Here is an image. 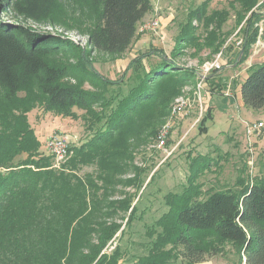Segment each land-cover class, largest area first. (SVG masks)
<instances>
[{
  "label": "trees",
  "instance_id": "1",
  "mask_svg": "<svg viewBox=\"0 0 264 264\" xmlns=\"http://www.w3.org/2000/svg\"><path fill=\"white\" fill-rule=\"evenodd\" d=\"M71 2L86 18L82 30L91 51H78L66 37L0 18V264H117V258L107 260L99 253L119 229L108 221L131 206L134 195L125 189L139 190L150 175L137 165L136 155L146 149V154L156 153L154 143L170 104L197 80L196 68L178 64L177 56L192 50L193 56L206 53L199 65L212 60L239 28L240 49L234 44L224 49L227 64L237 69L256 41L260 15L253 9L261 0H227L212 10L211 0H204L178 22L171 56L150 47L130 61L126 70L131 73L116 81L95 70L91 52L125 53L138 24L152 11L151 0ZM7 12L64 27L71 19L59 0H0V16ZM74 51L76 64L63 59ZM70 77L77 81L69 82ZM206 83L210 95L230 89L221 72ZM239 93L245 108L264 111V62L247 69ZM34 109L82 122L83 137L69 146L58 166L29 124ZM211 116L210 108L203 110L195 124L200 133L207 131ZM203 157L200 170L194 167L199 158L190 160L187 187L176 204L166 202L171 208L157 220L161 231L155 245L135 264H169L156 249L169 243L182 249L180 264L223 256L225 246L236 256L232 264H241L242 258L243 264H264V165L249 174L244 161V176L237 177L233 188L203 190L197 177L210 165L220 166L222 156L214 162ZM134 212L133 207L129 220Z\"/></svg>",
  "mask_w": 264,
  "mask_h": 264
},
{
  "label": "rangeland",
  "instance_id": "2",
  "mask_svg": "<svg viewBox=\"0 0 264 264\" xmlns=\"http://www.w3.org/2000/svg\"><path fill=\"white\" fill-rule=\"evenodd\" d=\"M203 1L151 0L152 11L138 24L135 41L129 49L122 55L113 57L91 52L90 59H92L93 67L100 75L116 81L127 77L131 73V71L128 72L126 70L130 61L143 53H148V48L150 47L164 51L167 56H171L170 52L174 46L173 37L178 31V22L183 20L184 14L188 9L197 6ZM59 3L64 14L71 16L69 23L67 22L68 26H65L66 28L64 25L61 26V24H37L25 21L11 12L2 13L0 18L11 24H21L46 33H61L75 43L78 51L79 49L86 52L91 51L87 45V36L83 34L82 30V27L85 26L82 21L87 22L86 18L79 13V9L72 4L71 0H59ZM226 3L227 0H211L210 10L220 9ZM154 20L158 22L156 30L140 32L142 24ZM233 21L234 18L228 21L225 30L228 31L232 27ZM194 24L196 25V22ZM228 38L231 39L232 44L236 45L241 37L240 33L234 30ZM76 51L67 54L63 59L69 63L76 64L74 59L78 57ZM191 53L192 50H185L184 55L177 56L176 60L182 66L198 70L204 64L203 62L199 65V61L206 57V53H200L198 56H193ZM231 76H233L232 73H225L224 78L228 79V88H230L226 92H229V94L231 92L234 97L238 78H230ZM68 81L75 83L77 80L70 77ZM194 86L195 83L185 86L181 97L192 98ZM202 94L203 110L210 108L212 113L211 118H208L205 123L207 131L200 133L198 128L195 127L198 121V107L196 105L188 114H178L172 117L171 107L180 97L173 100L170 104L169 115L163 125H166L168 132L164 145L159 146L157 140V143H154L155 154H146L148 150L146 149L145 153L140 151L136 155L137 165L146 167L150 175L154 171L155 174L148 183L149 175L147 181L139 190L135 188L125 189L124 192L134 195V198L131 201V206H128L129 210L126 211L125 215L120 218L115 216L108 221V223L119 225V229L107 240L99 253L100 256H105L107 260L112 257L117 258V264H135L138 258L146 256L152 250L157 234L161 231V227L159 228L157 225V220L171 208L166 202L174 201L176 204L177 200L180 199L179 195L187 187L190 160H195L198 157L199 161L194 164V167L200 170V166H205L206 162L203 161V156L206 154L213 158V162L218 156H222L220 166L210 165V170H206L204 175L197 177L196 182L204 184L203 190L207 189V187L216 189L230 188L235 184L237 177L244 176L242 171L244 161L247 168L245 173L250 172L249 174L254 169L257 172L259 166L264 165V130L261 133L250 136H247L245 132V124L260 119L264 111L256 112L245 108L243 104L240 105L238 102L240 95L233 98L224 95H210L206 92H202ZM28 121L34 129L43 150L45 149L46 140L53 134L64 138L68 147L77 146L84 134L82 132V122L78 118L61 117L51 112H42L40 109L30 111L28 113ZM163 126L159 129V132ZM185 135L186 137H184ZM188 140L192 143H188ZM118 197L120 196L115 195V198ZM133 207L135 212L129 220V214ZM156 249L160 253V257L168 260L169 264H180L179 256L182 253L180 247L169 243ZM230 250V247L225 246V255H217L209 259L212 264H232V262H236V256ZM243 261L242 258L241 264H243Z\"/></svg>",
  "mask_w": 264,
  "mask_h": 264
},
{
  "label": "built area",
  "instance_id": "3",
  "mask_svg": "<svg viewBox=\"0 0 264 264\" xmlns=\"http://www.w3.org/2000/svg\"><path fill=\"white\" fill-rule=\"evenodd\" d=\"M253 12L258 13L260 15V20L255 24V27L257 28V38H256L255 43L251 46L249 57L244 63H249L252 57L257 56L262 51H264V40H263L264 0H261L259 5L253 9ZM157 28H158V22L154 20L149 23L142 24L140 26V32L143 33V32H148V31H154ZM242 43H243V38L241 37L240 39H238L236 43L237 46L234 45V48L238 47L237 49H240V47L242 46ZM230 44H232V42H231V39L228 38L223 48L213 57V59L209 61H205L204 64L201 65L198 70H196L197 80L195 82L192 98L189 99V98H183L180 96V98L177 99L171 107L172 117L178 114L186 115L196 105L198 107L197 108L198 109L197 120H199L201 113L203 111L202 92L208 93L205 90V87L207 85L206 80L213 73L215 72L218 73L219 71H221L224 66H230L227 64V58L224 57V52H225L224 49L226 46H229ZM262 129H264V113L260 119H257L256 121L245 124V132L247 136L257 134ZM167 135H168V132H167V127L165 125L163 126L162 130L159 132L157 136L159 146L164 145ZM186 135L184 137H186ZM45 150L54 156L55 166L60 165V163H62L69 155V147H68L67 142L65 141L64 138L59 137L56 134H53L52 136L48 137V139L45 142Z\"/></svg>",
  "mask_w": 264,
  "mask_h": 264
},
{
  "label": "crops",
  "instance_id": "4",
  "mask_svg": "<svg viewBox=\"0 0 264 264\" xmlns=\"http://www.w3.org/2000/svg\"><path fill=\"white\" fill-rule=\"evenodd\" d=\"M236 30H238V28L236 29ZM263 40H264V35H263ZM238 48V47H237ZM236 47H235V49H237ZM264 62V51H262L260 54H258L257 56H254V57H252V59H251V61L249 62V63H243L242 65H240L237 69H232L231 67L232 66H224L223 68H222V70H221V73H222V76H223V73L225 72V73H227V74H231L232 73V75L233 76H231L230 78H238V84H237V88H236V90H234V93H235V98L237 97V95L239 96L240 95V93H239V87H240V83L241 82H243L244 81V79L246 78V76H247V69L250 67V66H253V65H259V64H261V63H263ZM225 73H224V76H225ZM236 81V82H237ZM226 93V92H225ZM224 93V96H229V97H233L232 96V94H231V92H230V94H229V92L228 93H226L225 94ZM233 97V98H234ZM240 97V96H239ZM239 104L240 105H242L243 103H242V101H241V98L239 99ZM238 102H237V104H238ZM190 140V139H189ZM188 140V143H190L191 141H189ZM192 143V142H191ZM198 264H212V262L210 261V259H208L207 261H204V262H201V263H198Z\"/></svg>",
  "mask_w": 264,
  "mask_h": 264
},
{
  "label": "water",
  "instance_id": "5",
  "mask_svg": "<svg viewBox=\"0 0 264 264\" xmlns=\"http://www.w3.org/2000/svg\"><path fill=\"white\" fill-rule=\"evenodd\" d=\"M49 34L60 36L62 38L66 37L65 35H62L61 33L50 32ZM66 38L70 39L69 37H66ZM240 56H241V54L239 55L237 61L239 60Z\"/></svg>",
  "mask_w": 264,
  "mask_h": 264
}]
</instances>
